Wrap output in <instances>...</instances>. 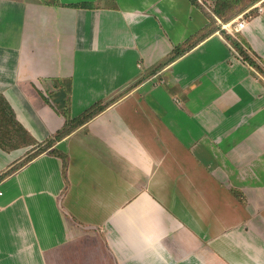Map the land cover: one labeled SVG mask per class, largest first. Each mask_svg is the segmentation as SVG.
<instances>
[{"label":"crops","instance_id":"1","mask_svg":"<svg viewBox=\"0 0 264 264\" xmlns=\"http://www.w3.org/2000/svg\"><path fill=\"white\" fill-rule=\"evenodd\" d=\"M220 1L0 0V93L38 143L108 103L0 179V264H264V72L225 37L264 66V11Z\"/></svg>","mask_w":264,"mask_h":264},{"label":"trees","instance_id":"2","mask_svg":"<svg viewBox=\"0 0 264 264\" xmlns=\"http://www.w3.org/2000/svg\"><path fill=\"white\" fill-rule=\"evenodd\" d=\"M258 0H249V2H256ZM242 2V3H241ZM247 2H243L242 0H222L219 3H217L214 7V12L222 17L227 15V12L230 11L231 8H233L234 5L236 4H248ZM77 7H89L91 6V3L89 2H83L80 4H75ZM225 37L233 44V47L239 52L241 57L244 60L249 61L251 65H253L255 68H257L259 71L262 73L264 72V66L262 64H258L254 57L250 56V54L246 51V49L243 47V45L240 44L237 38L230 34H226ZM185 50L180 51L184 52ZM108 103H105L102 100H99L92 104L90 107H88L83 113L79 114L76 117L73 118H68L65 126L59 130L54 138L45 140L43 142L38 143L35 138L30 134V132L19 122V120L16 117V114L10 105V103L7 101V99L3 96V94L0 93V148L5 149V150H12L16 148H11L7 147L4 143L5 137H7V133L4 132V129H7V127H12L17 131H20L25 137H27V142L23 143L21 147H25L28 145H35L34 148L30 149V152L21 159L17 164L9 168L7 171H5L3 174L0 175V179L4 177L5 175L10 174L12 171L15 169L20 168L23 166L25 163L33 159L35 156L39 155L42 152L45 151H50V152H56L55 148L53 149V145L55 141L63 138L64 136L68 135L71 133L73 130L76 128L82 126L86 122L90 121L93 117L101 113L107 106ZM2 123V124H1ZM4 126V129L2 128ZM48 145H46V143ZM46 145V146H45ZM18 148V147H17ZM58 155H63L61 152H56Z\"/></svg>","mask_w":264,"mask_h":264},{"label":"rangeland","instance_id":"3","mask_svg":"<svg viewBox=\"0 0 264 264\" xmlns=\"http://www.w3.org/2000/svg\"><path fill=\"white\" fill-rule=\"evenodd\" d=\"M2 124V123H1ZM4 129V126H2ZM4 132L7 133V137H5V145L9 148H20L23 146L22 144L27 142V137H25L20 131L15 130L14 128L7 127V129H4ZM49 142L46 143L48 145ZM45 145V146H46ZM29 146V145H28ZM31 146V145H30ZM26 147V146H25ZM30 152V151H29Z\"/></svg>","mask_w":264,"mask_h":264},{"label":"built area","instance_id":"4","mask_svg":"<svg viewBox=\"0 0 264 264\" xmlns=\"http://www.w3.org/2000/svg\"><path fill=\"white\" fill-rule=\"evenodd\" d=\"M199 3H201L202 5L206 6V0H198ZM255 7L257 8L258 12H262L264 11V0H259L256 4H255ZM245 25V20L242 19L240 21H237L235 23V25L233 26V31L236 32V31H239L241 28H243ZM224 27H226V25H224ZM229 32H231L229 30V28H226ZM236 53H238L236 51ZM239 54V53H238ZM0 195H2V191H0Z\"/></svg>","mask_w":264,"mask_h":264}]
</instances>
